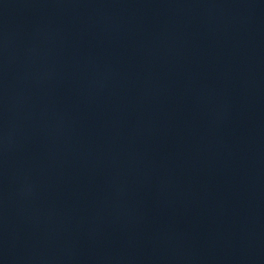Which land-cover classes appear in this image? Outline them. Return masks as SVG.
<instances>
[{
    "label": "water",
    "instance_id": "obj_1",
    "mask_svg": "<svg viewBox=\"0 0 264 264\" xmlns=\"http://www.w3.org/2000/svg\"><path fill=\"white\" fill-rule=\"evenodd\" d=\"M0 264H264V0H0Z\"/></svg>",
    "mask_w": 264,
    "mask_h": 264
}]
</instances>
